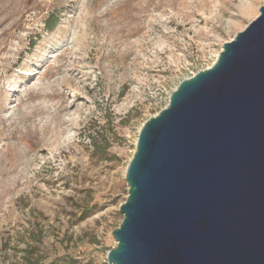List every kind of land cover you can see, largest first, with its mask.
<instances>
[{
  "label": "rangeland",
  "instance_id": "rangeland-1",
  "mask_svg": "<svg viewBox=\"0 0 264 264\" xmlns=\"http://www.w3.org/2000/svg\"><path fill=\"white\" fill-rule=\"evenodd\" d=\"M263 7L0 0V264H109L141 128Z\"/></svg>",
  "mask_w": 264,
  "mask_h": 264
},
{
  "label": "water",
  "instance_id": "water-1",
  "mask_svg": "<svg viewBox=\"0 0 264 264\" xmlns=\"http://www.w3.org/2000/svg\"><path fill=\"white\" fill-rule=\"evenodd\" d=\"M109 264H264V7L141 128Z\"/></svg>",
  "mask_w": 264,
  "mask_h": 264
},
{
  "label": "trees",
  "instance_id": "trees-1",
  "mask_svg": "<svg viewBox=\"0 0 264 264\" xmlns=\"http://www.w3.org/2000/svg\"><path fill=\"white\" fill-rule=\"evenodd\" d=\"M54 27H55V23H53V24H49L48 29H49V30H53ZM34 264H39V262H36V263H34Z\"/></svg>",
  "mask_w": 264,
  "mask_h": 264
}]
</instances>
